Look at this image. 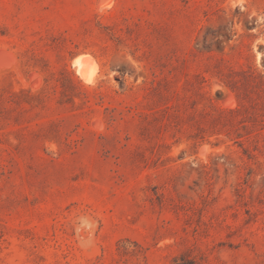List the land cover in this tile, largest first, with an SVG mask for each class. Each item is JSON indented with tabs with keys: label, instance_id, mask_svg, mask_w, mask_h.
I'll return each mask as SVG.
<instances>
[{
	"label": "rangeland",
	"instance_id": "1",
	"mask_svg": "<svg viewBox=\"0 0 264 264\" xmlns=\"http://www.w3.org/2000/svg\"><path fill=\"white\" fill-rule=\"evenodd\" d=\"M0 264H264V0H0Z\"/></svg>",
	"mask_w": 264,
	"mask_h": 264
},
{
	"label": "bare ground",
	"instance_id": "2",
	"mask_svg": "<svg viewBox=\"0 0 264 264\" xmlns=\"http://www.w3.org/2000/svg\"><path fill=\"white\" fill-rule=\"evenodd\" d=\"M72 64L77 72L76 74L79 75L84 83L92 84L94 80H96L97 64L90 56H79L72 62Z\"/></svg>",
	"mask_w": 264,
	"mask_h": 264
}]
</instances>
